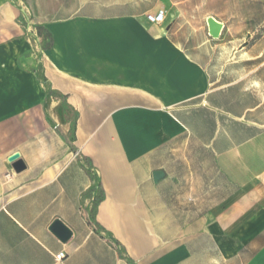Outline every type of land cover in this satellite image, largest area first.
Returning a JSON list of instances; mask_svg holds the SVG:
<instances>
[{
  "label": "crops",
  "instance_id": "crops-1",
  "mask_svg": "<svg viewBox=\"0 0 264 264\" xmlns=\"http://www.w3.org/2000/svg\"><path fill=\"white\" fill-rule=\"evenodd\" d=\"M80 1L60 19L38 4L43 82L21 65L33 46L28 0H0V264H264V120H253L264 111V8L259 25L253 10L231 24L213 16L224 24L213 48L234 51L226 64L255 67L222 84L171 22L148 21L166 0ZM46 90L81 114L78 144L91 146L83 155L103 194L94 218L78 206L72 162L32 166L14 148L28 141L14 127L28 128ZM203 111L212 126L200 140ZM198 139L202 152L190 149Z\"/></svg>",
  "mask_w": 264,
  "mask_h": 264
},
{
  "label": "rangeland",
  "instance_id": "rangeland-1",
  "mask_svg": "<svg viewBox=\"0 0 264 264\" xmlns=\"http://www.w3.org/2000/svg\"><path fill=\"white\" fill-rule=\"evenodd\" d=\"M81 2L80 0H61V5H58L60 7H54L53 0H41L40 2L38 0H28L29 33L33 46L30 52L25 55L23 63L20 64L27 70L34 72L43 82H46V80H44L40 62L43 51L48 46L49 39L45 36L41 26L34 24L38 21V13L36 12L39 7L38 4L42 5L41 8L46 10L47 13H50L49 18L60 19L68 16L66 13L73 14L77 12L78 14L83 11L79 8ZM73 4H76L77 8H73ZM263 8L264 0H188L187 2L184 0H166L164 8L165 23L171 22L176 33V39L180 40L187 50L194 54L195 58H199L208 64L211 79L221 77L220 83L223 84L230 80L229 77L234 79L239 74L255 67L243 63L226 64L229 55H234V51L228 47L213 48L215 39H212L208 34L207 19L216 16L231 24L239 18H245L248 11L253 10L252 25H259ZM23 22L26 23L24 19ZM33 27L34 29H32ZM242 42L243 40L238 41V43ZM238 55L243 57L244 50ZM225 72H229L231 76H222L224 75L222 73ZM238 96L235 95L236 98ZM260 100V96L252 97L253 103ZM200 114V121H193L196 125L195 134L201 137L200 140H205V135L212 126V115L206 111ZM80 116V113L69 108L65 98L46 90L42 101L30 105L28 128L14 127V132L16 131L18 136L20 134L22 136L27 135L28 139L26 143H14V148L21 147L24 157L32 166L43 164L46 168L52 164L60 163L63 167L68 162H72L77 168L78 206L83 212L86 209L88 217L94 218L96 208L103 194L92 162L85 159L83 155L86 149L90 150L91 146L88 145L85 148L78 144ZM253 118L255 122L261 119L264 120V111L254 112ZM200 140H195L190 149L202 152L203 147Z\"/></svg>",
  "mask_w": 264,
  "mask_h": 264
},
{
  "label": "water",
  "instance_id": "water-1",
  "mask_svg": "<svg viewBox=\"0 0 264 264\" xmlns=\"http://www.w3.org/2000/svg\"><path fill=\"white\" fill-rule=\"evenodd\" d=\"M207 23H208V31H209V35L212 39H218L221 36V33L224 29V24L218 20H216L214 17H209L207 19ZM11 163L13 164V168L16 172H21L26 168L25 163L20 159V155H18L17 157H15ZM154 180L156 182L160 181V179L163 178L164 173L162 171H156L154 173ZM51 230L58 235V237L62 240V241H66L68 240L71 235L72 232L71 230L61 221L57 220L53 223Z\"/></svg>",
  "mask_w": 264,
  "mask_h": 264
},
{
  "label": "built area",
  "instance_id": "built-area-1",
  "mask_svg": "<svg viewBox=\"0 0 264 264\" xmlns=\"http://www.w3.org/2000/svg\"><path fill=\"white\" fill-rule=\"evenodd\" d=\"M148 21H150L151 23H154L156 25H162L165 20H166V14L164 10H160L154 14H149L147 16ZM56 261L57 262H63L66 258L67 255L65 252H60L59 254L56 255Z\"/></svg>",
  "mask_w": 264,
  "mask_h": 264
},
{
  "label": "bare ground",
  "instance_id": "bare-ground-1",
  "mask_svg": "<svg viewBox=\"0 0 264 264\" xmlns=\"http://www.w3.org/2000/svg\"><path fill=\"white\" fill-rule=\"evenodd\" d=\"M19 154L18 153H16V154H14L13 156H11L10 157V162L15 158V157H17Z\"/></svg>",
  "mask_w": 264,
  "mask_h": 264
},
{
  "label": "trees",
  "instance_id": "trees-1",
  "mask_svg": "<svg viewBox=\"0 0 264 264\" xmlns=\"http://www.w3.org/2000/svg\"><path fill=\"white\" fill-rule=\"evenodd\" d=\"M41 30V29H40ZM50 47V44L48 45V48Z\"/></svg>",
  "mask_w": 264,
  "mask_h": 264
}]
</instances>
